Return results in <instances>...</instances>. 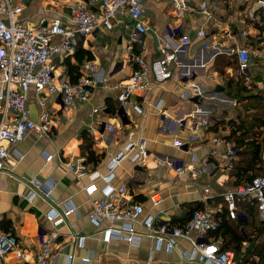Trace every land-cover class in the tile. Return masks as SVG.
<instances>
[{
  "label": "crops",
  "instance_id": "obj_1",
  "mask_svg": "<svg viewBox=\"0 0 264 264\" xmlns=\"http://www.w3.org/2000/svg\"><path fill=\"white\" fill-rule=\"evenodd\" d=\"M98 1L23 0L24 8L19 16L30 25L41 20L50 22L55 17L71 24L74 5L81 3L95 9ZM189 1L197 5L201 0ZM207 1L213 11L211 18L195 9L179 19L171 0H144L148 29L140 41L132 39V24L127 28L99 27L81 38L74 54L56 55L53 64L58 81L71 80L76 74L71 72L74 67L82 72L86 62L97 64L93 92L87 101L67 106L59 92L30 88L28 105L32 117L39 120L44 109H48L55 121L53 134L49 137L30 130L20 141H3L11 155L0 173V219L3 227L13 231L20 240L29 264L36 260L43 232L51 229L61 233L62 245L53 264H205L189 261L184 256L193 247L189 239L178 238V246L173 250H168L165 244L155 248V238L146 234L143 226H138V231L143 233L140 245L115 237L106 239L105 227H119L120 221L105 219L97 225L90 214L93 200L104 196L107 180L92 179L89 174L78 175L66 164L84 159L81 144L85 135H91L101 157L96 165L84 160L81 163L89 171L107 174L112 156L129 140L145 138L146 163L124 159L115 169L112 185L125 184L133 198L143 203L144 214H154L157 223L179 224L192 214L195 204L214 213L221 210L224 193L240 185L235 184L237 158L230 162L226 152L234 144L228 137L229 121L238 118L242 106L234 96V85L228 83L229 76L237 77L241 72L239 67L225 65L222 71L217 60L223 57L228 62L230 56L236 55L232 49L246 44L259 53L253 59L252 69L264 66V40L253 43L256 37L264 36V31L257 26L258 22L261 24L258 11L262 9L258 8V0ZM250 9L256 12L255 18L249 16ZM200 28L207 30L208 37L197 35ZM243 29L247 30V36L241 33ZM182 33L191 36L186 45L180 44ZM166 39L173 42L176 58L169 65L172 74L156 81L153 64L163 56L160 48ZM207 41L216 46L206 48ZM136 55L146 60L151 87L146 95L138 90L127 103H122L118 100L122 90L119 84L130 80L136 68ZM3 86L0 77V89ZM12 114L9 112L7 116ZM1 115L0 111V118ZM203 117L209 118L210 123L197 128L191 126V122ZM178 141L184 144L179 145ZM49 155L52 158L47 160ZM158 158H168L190 168L177 175L174 167L159 164ZM32 178L40 182L55 181L54 203L65 198L75 202L76 210L58 226L54 227L48 217L53 202L39 195L30 198L34 190L29 183ZM92 183L97 188L90 193L86 187ZM205 188L210 189L207 197ZM154 192L163 196L156 205L150 198ZM72 232L85 238L73 237ZM204 241L221 244V238L211 234H206ZM86 257L88 262H84Z\"/></svg>",
  "mask_w": 264,
  "mask_h": 264
},
{
  "label": "built area",
  "instance_id": "obj_2",
  "mask_svg": "<svg viewBox=\"0 0 264 264\" xmlns=\"http://www.w3.org/2000/svg\"><path fill=\"white\" fill-rule=\"evenodd\" d=\"M175 16L184 18L195 9L200 10L206 17L211 18L212 9L207 0H201L197 5L189 0H171ZM23 0H0V77L4 86L0 89V173L6 168L11 155V150L3 144V141L15 143L25 138L27 132L36 130L46 136L53 134L55 121L48 109L40 114L39 120L32 117V111L28 105L29 90L32 86L37 91L59 92L67 106H75L79 101L89 100L93 92L94 74L97 64L88 61L84 69L75 81L66 79L58 81L56 78L53 58L59 54H74L79 46L81 38L92 33L99 27L113 28L114 25L127 28L132 24L131 36L135 41H140L147 32L148 24L145 19L146 6L144 0H99L97 8L86 7L76 4L72 7V23L67 24L61 18L55 17L52 21L41 20L37 24H26L20 19L23 11ZM258 8H264V0H258ZM249 16H257L253 9L249 10ZM241 33L247 36L248 32L243 29ZM199 37H208L207 30L200 28L197 32ZM55 36L60 39L56 40ZM191 41L188 33H182L180 44L186 45ZM210 41L205 42L208 49L214 48ZM161 52L163 56L154 61L153 69L156 81H163L172 74L169 65L176 58V48L171 40L162 42ZM236 54L238 67L241 72L248 71L258 51L252 50L246 44H239L232 49ZM259 54V53H258ZM136 68L126 83H120L122 87L118 100L127 103L129 98L138 90L147 94L151 87L146 60L141 55L135 56ZM45 105V101L41 100ZM97 110V109H95ZM9 112H13L8 117ZM8 117V118H7ZM207 117L197 122H191L193 128L203 124H209ZM179 145L184 143L178 141ZM262 157L264 158V131L262 134ZM20 157L22 155L17 152ZM147 140L145 138L131 139L126 146L112 156L108 162V173L101 174L99 171H89L80 162H67L69 170L78 175L89 174L92 179L102 177L107 180L104 188V196L93 200V210L90 219L99 225L105 219L118 220L121 225L105 227L106 239L120 238L132 245H140L142 232L138 226H143L145 233L156 240L155 248H161L164 244L168 250L178 246V238L189 239L193 247L184 253V256L192 262L205 264H235V252L232 249H221L218 241L205 242L204 236L209 231L217 228V220L214 211L210 208H196L192 215L182 224L158 222L154 214H144L142 202L133 198L125 184L118 187L111 184L115 175V169L124 159L130 158L136 163L145 164L147 159ZM230 162L237 158V149L231 144L226 152ZM52 155L47 157L51 159ZM158 163L174 167L177 175L189 170V165L176 164L171 159L158 158ZM34 190L30 198L37 195L53 202V190L55 181L40 182L36 178L30 179ZM94 183L88 185L86 190L92 192L96 189ZM210 192L205 188V197ZM239 197L254 198L257 201L261 215L264 217V171L256 175L251 182L243 183L224 193L228 211L231 217L244 216L237 211V199ZM152 202L160 203L163 196L154 192L150 195ZM76 204L71 198L62 199L52 206L48 217L54 227L64 222L73 211ZM60 232L51 229L43 232L39 250L34 264H53L62 248L59 241ZM74 237L85 238L72 232ZM72 256L69 255V258ZM12 258V259H11ZM11 259V260H9ZM89 258H84L88 262ZM0 264H29L25 249L20 240L11 230H6L0 219Z\"/></svg>",
  "mask_w": 264,
  "mask_h": 264
},
{
  "label": "trees",
  "instance_id": "obj_3",
  "mask_svg": "<svg viewBox=\"0 0 264 264\" xmlns=\"http://www.w3.org/2000/svg\"><path fill=\"white\" fill-rule=\"evenodd\" d=\"M258 13L261 15V24L258 22L257 26L263 33L264 8ZM260 39L264 40V36L256 37L253 43L259 42ZM218 58L217 66L222 71H225V65H239L236 55L230 56L231 59L228 62L223 57ZM73 71L76 74L71 80L75 81L81 72L79 67H74L71 72ZM242 73L244 81L235 80L234 76L228 77L229 85H234V96L242 106L238 118L229 121L231 133L228 137L233 139L237 149V159L234 162L236 185L251 182L256 175L264 171V158L262 157L264 92L259 88V82L264 83V66L260 65L254 69L251 67ZM81 153L85 156L84 162L95 165L98 163L101 156L94 148V139L91 135H85L81 144ZM236 204L237 211L244 216L231 217L227 202L224 201L221 210L214 213L218 222L217 228L209 231L208 235L221 238V249L234 250L235 264H264V217L260 213L257 201L254 198L239 197ZM202 206L201 204L193 205L192 213Z\"/></svg>",
  "mask_w": 264,
  "mask_h": 264
},
{
  "label": "rangeland",
  "instance_id": "obj_4",
  "mask_svg": "<svg viewBox=\"0 0 264 264\" xmlns=\"http://www.w3.org/2000/svg\"><path fill=\"white\" fill-rule=\"evenodd\" d=\"M241 74H243L242 72H238V76L237 77H234L235 78V80H242V81H244V79H243V77L242 76H244V75H241ZM247 81V80H246ZM248 82V81H247ZM259 88H260V90H262V92H264V84H260V82H259ZM239 108V111H240V107H238Z\"/></svg>",
  "mask_w": 264,
  "mask_h": 264
}]
</instances>
